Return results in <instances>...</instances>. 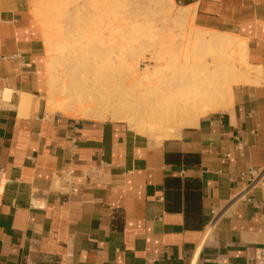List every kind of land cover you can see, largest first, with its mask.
<instances>
[{"label": "crops", "instance_id": "1", "mask_svg": "<svg viewBox=\"0 0 264 264\" xmlns=\"http://www.w3.org/2000/svg\"><path fill=\"white\" fill-rule=\"evenodd\" d=\"M181 5H194L196 28L246 39L260 73L232 86L225 109L156 139L49 113L30 0H0V264L264 256V0Z\"/></svg>", "mask_w": 264, "mask_h": 264}, {"label": "bare ground", "instance_id": "2", "mask_svg": "<svg viewBox=\"0 0 264 264\" xmlns=\"http://www.w3.org/2000/svg\"><path fill=\"white\" fill-rule=\"evenodd\" d=\"M131 3L142 10L165 11L168 19L192 22L194 17V5H180L176 10L175 0ZM57 27L50 36L47 31L44 33L48 52L56 50L54 56L49 55L46 65L45 107L49 113L128 122L140 133H156L162 139L175 135L184 126L194 125L202 115L228 107L233 84L252 74L243 70L239 62L240 55L246 59V43L238 48L236 37L226 32L209 31L192 38L209 48L207 58L189 60L191 53L187 51L184 59L179 60L183 64L180 70L163 69L160 64L145 65L141 70V60L150 58L135 62L121 58L108 45L109 38L104 36L108 28L103 24L92 29L91 56L81 54L82 47L89 42L81 38V26ZM120 68L125 70L124 81L114 82ZM258 73V69L253 72Z\"/></svg>", "mask_w": 264, "mask_h": 264}, {"label": "rangeland", "instance_id": "3", "mask_svg": "<svg viewBox=\"0 0 264 264\" xmlns=\"http://www.w3.org/2000/svg\"><path fill=\"white\" fill-rule=\"evenodd\" d=\"M131 1L132 0H46L35 4L30 3V11L36 21L35 25L42 39L44 48L42 76L45 85L46 65L49 64V55L52 54V56H54L56 50L48 52V45L44 33L47 31L49 36L52 35L53 28H59L57 27L59 24L62 25V28H65L67 25L76 28L81 26L84 31L81 34L85 37L82 36L81 38H83V40H89L88 43H85L86 47H82L81 54L85 56L92 55L89 51L94 45V41L91 38L92 29L97 25L103 24L108 28L104 33V36L109 38L108 45L112 50L119 53L121 58L125 57L134 62L141 60L142 57L150 58L147 61L141 60V70L145 65L153 67L158 64L162 65L161 68L163 69L175 68L176 70H180V66H183V64L179 63V60L182 57L184 59L183 54L187 51L191 53V56L188 57L189 60H202V58L208 57L210 52L208 51L209 48H207L205 44L192 39L194 36L206 34L208 31L196 28L193 20L190 22L185 19H168L165 11L159 9L142 10L135 8ZM181 4L182 3L175 1L174 8L177 10ZM75 5L79 6L75 8ZM236 41L238 48L243 42H245L247 46V40L242 37L237 36ZM53 44L55 43L52 42L51 48L54 49ZM238 52L240 53L239 50ZM245 58V60L242 59L240 55V66L243 70L252 72L253 74L257 68L249 63L248 56ZM124 76L125 70L120 68V73L115 77L114 82H123ZM247 81L248 79L238 81L235 84L245 83ZM235 84H233V86ZM154 91H158V88L154 89ZM46 95L47 88L44 94V102L46 101ZM125 124L137 131L134 125H130L128 122H125ZM144 134L156 139H161L156 133Z\"/></svg>", "mask_w": 264, "mask_h": 264}, {"label": "built area", "instance_id": "4", "mask_svg": "<svg viewBox=\"0 0 264 264\" xmlns=\"http://www.w3.org/2000/svg\"><path fill=\"white\" fill-rule=\"evenodd\" d=\"M65 175H67V174H65ZM64 175V176H65ZM66 177H62V180H67V179H65ZM255 264H264V256H262V257H260V258H258V261L255 263Z\"/></svg>", "mask_w": 264, "mask_h": 264}, {"label": "trees", "instance_id": "5", "mask_svg": "<svg viewBox=\"0 0 264 264\" xmlns=\"http://www.w3.org/2000/svg\"><path fill=\"white\" fill-rule=\"evenodd\" d=\"M177 2H180V3H187L189 0H176ZM172 207V206H170Z\"/></svg>", "mask_w": 264, "mask_h": 264}]
</instances>
